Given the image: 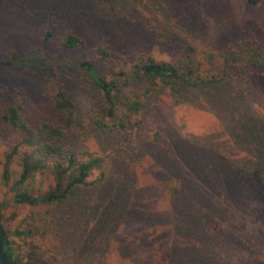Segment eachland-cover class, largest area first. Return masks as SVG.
Instances as JSON below:
<instances>
[{
    "label": "rangeland",
    "instance_id": "374dc122",
    "mask_svg": "<svg viewBox=\"0 0 264 264\" xmlns=\"http://www.w3.org/2000/svg\"><path fill=\"white\" fill-rule=\"evenodd\" d=\"M67 34L83 46L60 50ZM251 45L264 46V0L254 6L244 0H0V61L18 56L15 66H0V85L18 93L21 116L33 127L59 126L51 95L64 90L78 114L67 138L77 152L103 158L101 183L63 204H14L0 184V223L14 254L22 258L34 246L46 264H264V175L246 176L252 151L241 134L232 138L239 122L233 101L223 103L216 89L156 92L122 128L110 122L111 130L101 132L76 64L92 59L101 75L96 48L128 62L150 57L172 64L187 46L195 62L206 51L214 66L226 68L227 51ZM209 69L200 65L198 72ZM253 76L241 82L244 107L260 119L264 67ZM10 144L0 125V160ZM182 153L193 159L183 177L188 190L179 189L178 162L174 176L166 168L167 157ZM97 177L93 171L91 180ZM37 181L41 189L49 184L45 174ZM76 204L82 212L73 217Z\"/></svg>",
    "mask_w": 264,
    "mask_h": 264
},
{
    "label": "trees",
    "instance_id": "16d2710c",
    "mask_svg": "<svg viewBox=\"0 0 264 264\" xmlns=\"http://www.w3.org/2000/svg\"><path fill=\"white\" fill-rule=\"evenodd\" d=\"M244 1L254 6L261 0ZM49 34L47 32L44 39ZM82 46L83 42L72 34H67L59 43V49L65 51L80 49ZM255 46L227 51L223 56L226 68L223 64L221 68L214 66L211 61L215 56L206 51H203L201 62H195L196 59L192 57L194 49L187 46L182 58L172 64L157 62L150 57H137L133 62H128L115 52L96 48L93 53L96 60L102 63L101 75L94 60L81 59L76 62L87 84V102L93 117L92 123L101 132L111 130L110 122L112 127L117 125L122 128L123 119L141 113L147 99L156 92H169L178 96L180 92H191L198 88L216 89L223 103L231 100L236 107L234 115L239 122L232 138L241 134L244 146L252 151V161L246 166L247 178L262 177L264 115L258 119L246 110L243 100L245 87L241 86L243 80H251L264 67V46L257 50ZM57 59L62 60V56ZM17 61V54L11 53L0 61V66L8 69L15 66ZM200 65H207L210 69L205 73L198 72ZM0 96L3 98L0 125L11 134V144L0 160V184L11 192L14 204L31 207L63 204L75 196L77 190L94 188L101 183L103 158L94 157L87 150L77 152L72 140L66 136L67 130L76 123L78 114L76 104L67 97L64 90L56 88L51 95L52 108L59 121L58 127L46 123L30 126L21 116L22 102L18 93L13 91L10 94L7 87L0 85ZM174 158L167 157L166 168L174 176L176 160L182 168L179 189L188 190L189 185L183 177L191 169L189 165L193 159L185 153L174 155ZM93 171H98V177L91 180ZM43 174L49 179L45 189H41L42 183L37 181L38 175ZM178 199L177 196L176 202ZM75 202L74 199L71 203ZM76 205L72 210L73 217L80 216L82 212ZM180 205H170L168 215L172 219L176 217ZM0 229L3 231L1 223ZM3 235V254L9 264H46L34 246H30L22 258L14 254V249L8 246L4 231ZM168 251L170 256V249Z\"/></svg>",
    "mask_w": 264,
    "mask_h": 264
},
{
    "label": "water",
    "instance_id": "95a60500",
    "mask_svg": "<svg viewBox=\"0 0 264 264\" xmlns=\"http://www.w3.org/2000/svg\"><path fill=\"white\" fill-rule=\"evenodd\" d=\"M3 231L0 229V264H9L3 254Z\"/></svg>",
    "mask_w": 264,
    "mask_h": 264
}]
</instances>
